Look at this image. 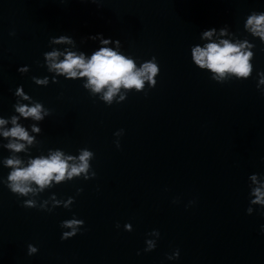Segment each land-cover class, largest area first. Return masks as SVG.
Wrapping results in <instances>:
<instances>
[{
	"label": "water",
	"instance_id": "obj_1",
	"mask_svg": "<svg viewBox=\"0 0 264 264\" xmlns=\"http://www.w3.org/2000/svg\"><path fill=\"white\" fill-rule=\"evenodd\" d=\"M250 9L264 10V0H0V115L12 111L10 90L22 84L51 109L32 153L86 146L96 171L89 180L46 189L45 198L50 191L75 196L70 209L51 212L22 207L23 197L0 184V264H264V216L245 213L247 176L264 172V96L254 79L256 68L264 69V51L255 41L252 75L223 84L189 56L207 27L228 24L243 35ZM97 32L119 38L134 56L157 57L160 72L147 95L129 91L124 101L105 105L79 80L61 77L46 87L31 81L47 74L38 62L49 36L69 34L79 45ZM21 64L28 73L16 71ZM120 128L117 149L113 132ZM6 172L0 166V176ZM72 213L84 220L83 230L61 240L59 222ZM153 228L157 245L143 252ZM28 243L37 253L27 255ZM177 247L179 258L167 260Z\"/></svg>",
	"mask_w": 264,
	"mask_h": 264
},
{
	"label": "clouds",
	"instance_id": "obj_2",
	"mask_svg": "<svg viewBox=\"0 0 264 264\" xmlns=\"http://www.w3.org/2000/svg\"><path fill=\"white\" fill-rule=\"evenodd\" d=\"M242 30L243 35L239 30H230L228 24L202 29L198 35L199 42L189 46L191 63L205 71L211 81L219 84L233 79H248L254 67L255 41L258 40L261 45L259 50L264 51V10L250 9L243 17ZM13 34L9 32V35ZM86 40L94 41L96 46L89 51L83 50L80 45ZM41 56L42 61L38 63H42L47 74L30 76L35 85L46 87L50 80L57 83L61 77L64 80H79L89 96L105 105L124 101L129 91L147 95L148 89L156 85V77L160 72L155 55L143 59L134 56L123 49L119 38L100 32L81 37L79 45L69 34L49 36L48 50L43 51ZM16 71L21 75L28 73L29 65H18ZM254 79L256 89L264 96V69L256 68ZM10 91L14 98L12 111L8 115H0V148L7 151V155L0 157V166L7 169L6 174L0 176V184L18 199L23 197L20 199L22 207L46 212H51L55 207L70 209L75 196L57 198L56 193L50 191L45 198L41 194L74 178L85 181L94 178L96 171L90 163L94 159V152L86 146L77 148L75 153L60 147H49L44 150L38 148L33 154L34 145L40 143L37 139L42 131L40 122L50 115L51 109L26 92L22 84H17ZM123 134L122 128L113 132L116 137L113 143L117 149ZM260 159L264 161V156ZM247 187L248 205L245 213L251 215L255 210L264 216V172L249 173ZM82 190L77 187L75 192L78 195ZM172 202L178 203V198L174 197ZM193 203V200H189L185 208ZM83 225L84 220L75 213L70 218L62 219L59 222L60 239L72 238L83 230ZM115 227H120L119 222ZM123 229L132 231V224L125 222ZM259 232L264 234V223L259 225ZM159 237L160 232L156 228L147 232L143 252L155 249ZM37 251V246L27 244V255L31 256ZM139 254L140 250H137ZM179 255L180 249L177 247L166 253L165 257L173 261Z\"/></svg>",
	"mask_w": 264,
	"mask_h": 264
}]
</instances>
